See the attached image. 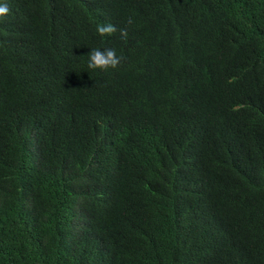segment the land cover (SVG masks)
I'll return each mask as SVG.
<instances>
[{
  "label": "trees",
  "instance_id": "trees-1",
  "mask_svg": "<svg viewBox=\"0 0 264 264\" xmlns=\"http://www.w3.org/2000/svg\"><path fill=\"white\" fill-rule=\"evenodd\" d=\"M0 2V264H264V0Z\"/></svg>",
  "mask_w": 264,
  "mask_h": 264
},
{
  "label": "clouds",
  "instance_id": "clouds-1",
  "mask_svg": "<svg viewBox=\"0 0 264 264\" xmlns=\"http://www.w3.org/2000/svg\"><path fill=\"white\" fill-rule=\"evenodd\" d=\"M10 12L9 6L6 2H0V21H2L5 17L8 16ZM129 23H131V20H129ZM96 31L99 36L105 37V36H112L117 32V28L112 25L111 23L106 24H98ZM46 29L43 28V34L46 35V44L48 45V50L50 53L46 55L45 57H37L36 55H33V59L36 61V65L38 69L41 70H50L52 68L57 67L60 64L65 65V71L67 74V77L70 79L72 78V75L75 71L74 63L80 58V57H74L73 52L69 53L67 52L64 47L62 46L61 42L55 41L51 35ZM119 34L122 39L128 38V31L126 28L119 29ZM32 41H40V40H34ZM88 60H87V67L89 70H98V71H107V70H113L120 66L121 61L123 57H121L115 49L111 48H97L92 49L88 53ZM67 101V98H57L56 102L53 105H56L58 107H62L65 102ZM58 125V122L54 125V128ZM51 128V127H50ZM52 129V128H51Z\"/></svg>",
  "mask_w": 264,
  "mask_h": 264
}]
</instances>
